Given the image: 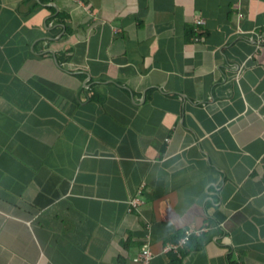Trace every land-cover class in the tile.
<instances>
[{
	"label": "crops",
	"instance_id": "1",
	"mask_svg": "<svg viewBox=\"0 0 264 264\" xmlns=\"http://www.w3.org/2000/svg\"><path fill=\"white\" fill-rule=\"evenodd\" d=\"M145 244L264 264V0H0V264Z\"/></svg>",
	"mask_w": 264,
	"mask_h": 264
},
{
	"label": "built area",
	"instance_id": "2",
	"mask_svg": "<svg viewBox=\"0 0 264 264\" xmlns=\"http://www.w3.org/2000/svg\"><path fill=\"white\" fill-rule=\"evenodd\" d=\"M240 17H242V14H239ZM203 24V21L201 19H198L196 21V30L199 29V26ZM196 40H200V37H196ZM263 41V40H261ZM142 188L139 190V193L137 196L132 198L129 202L130 205V211L137 210L140 205L143 204L142 197L140 196ZM201 231H186L185 235L177 242V243H167L163 249L164 253H179L181 249L184 248V246L189 242L191 237L193 236H200ZM154 258V254L151 250V247L149 244H145L138 255L134 258V261L139 264H151L152 260Z\"/></svg>",
	"mask_w": 264,
	"mask_h": 264
}]
</instances>
